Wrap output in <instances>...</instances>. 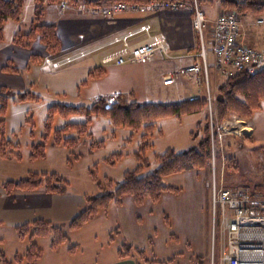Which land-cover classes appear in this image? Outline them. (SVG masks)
Here are the masks:
<instances>
[{
	"label": "crops",
	"instance_id": "0c3cea01",
	"mask_svg": "<svg viewBox=\"0 0 264 264\" xmlns=\"http://www.w3.org/2000/svg\"><path fill=\"white\" fill-rule=\"evenodd\" d=\"M200 7L204 11L209 21H213L217 17V14L219 13L218 11L220 10L219 6L202 7L200 4ZM83 20L87 21L86 26L87 29H89L88 31L93 30L92 28L97 25L96 23H98V26L100 25V22L98 21L89 23V17H86ZM102 21L104 23V35L107 33H122L130 29H135L142 24L147 25L146 31H140L135 33L133 36L128 37V42L133 43L135 41L148 38L154 42L163 43L167 45L166 50L168 56H163L161 53H158L156 59L153 62L147 64L101 66V56L112 48L118 46V43H116L100 48L99 51H97L99 53L96 57L88 55L78 58L71 63L65 64L60 68L53 69L49 66L48 61L61 59L64 55H57L55 58L51 57L53 54L47 53L37 38L33 39L32 41H27L28 39L26 40L25 38H20L19 43H15V37L18 34H25L29 30L25 32H19V28L13 27L14 25H11L13 27V32H11L13 38L11 36L9 40H6L5 33L7 27L10 26V23H8L9 20L4 23L2 36L0 39V87L7 88L13 93L27 92L32 95V97L22 101H18L16 96L10 97L3 111L2 117L4 122V130L11 142L19 144V141L17 140L15 142L13 138L17 139V135L20 134L25 128L28 131V137L30 138L29 150L32 145H36L42 141L43 133H39L40 135L36 140L35 133L32 128L34 126L33 111L35 109L34 107L36 106L35 104H39L38 101H40L43 97L49 98V102L46 104V116L47 108L52 104L89 106L93 103V101L96 100L105 101L107 95L114 91L119 93V100L127 103L136 102L139 104L176 103L192 98H206L209 101L211 112L214 110L215 100L217 97V88L222 82H224L225 79L219 74L214 66L215 60L211 48L210 27H207L204 30L207 40H205L203 43L204 62L206 64V69L205 71L201 70L199 73L194 74L180 72L182 68L190 66L197 61H201V57L199 56V52L201 50V41L198 38L197 32L192 27L191 14L189 12L184 10H163L158 13L126 12L119 14L112 23L106 24L104 20ZM42 23L54 24L56 26V32L60 38V48L65 51L62 53H68L67 51L71 49L64 46L67 44V42H69V37L68 41L64 42L65 40H63L62 36L63 32H61L62 29L60 25L57 24L58 22L43 21ZM81 35L82 33H79L76 35V37L79 38ZM240 38L244 44L264 50V27H257V30L252 27L243 28L240 30ZM25 44H27V46ZM98 57L99 59H97ZM263 66L264 63L260 68ZM170 73H176V75L173 77V81L169 84H163V78ZM48 103L51 104L48 105ZM259 105V109L251 111V117H253L255 111L263 109L264 102L261 101ZM200 111H203L205 115V109ZM192 113L194 114L195 112ZM187 114H183L180 118H175L181 120V118ZM55 115L52 118V122ZM77 115L84 116L85 121V115ZM235 115L237 114H234L233 116ZM46 116L43 119V122L45 121ZM99 116H103V118L110 120L109 117L102 114L91 115L90 122L87 127V132L90 134V136L86 137V135H83L81 141H102V146L104 145L103 140L93 139L89 130L91 123L93 124L94 121L102 118ZM67 117H65V119ZM251 117L248 121H250L254 130V123ZM65 123H70V121ZM110 123L113 126V130L118 127H123L131 131H136L126 126H116L111 122V120ZM140 129L142 128H139L138 130ZM51 130H55L52 129V125ZM80 143L82 144V142ZM49 144L51 147H54V149H52L53 155H61L62 157L59 158L63 160L66 165L68 164L67 161L71 152H74L75 148L78 147H63L61 145L52 143L51 140ZM46 146L45 155L41 158H37L38 160L47 157ZM29 153L26 156V161L35 162L37 159L29 160ZM80 154V157H82L83 152H80ZM114 155L121 157L120 154ZM112 156L108 157V159H110ZM117 157L115 159H117ZM78 159L74 160V162L78 161ZM26 161L22 156L20 159L0 158V169L8 170L13 166L12 164H23ZM36 171L38 170H33V172ZM202 171L203 170L183 171L187 172L186 174H191L189 176H192L189 177L190 186L193 192L194 203L198 204L200 207L199 212H195V205L192 202H190L188 206L178 203L177 198L183 194L184 190L177 187L179 189L178 192H163L156 202L145 199L142 203L136 204L130 196H125L123 197L121 204H115L111 202L112 204L110 203L105 209H100L95 214V216L107 213L111 205H115L118 213L121 215H126V218H128L130 221V224L133 225L132 222H134V219L137 218L136 221L140 223L137 224V226H140L141 215L139 214V208H144L143 210L147 216H152L153 212L158 210L163 218V225L160 226V230H158V227L156 226L147 227V232L149 233L143 236L144 238L141 240V242L137 243L130 240L131 244L129 245H131L132 249H134V247L140 249L143 251L145 257L151 261L171 260L170 264H194L193 261L196 257H201L206 261V256L212 254L210 245L211 194L208 184L209 181L207 179L208 172L200 173ZM41 173L47 174L50 172L47 171ZM0 175L2 177L0 178V215L5 216L6 218L5 220L0 219V256H3L4 260L8 264H30L24 255L27 252L29 245L34 243L40 250V255L33 264H39L42 259V248L39 247V243L42 242L44 238H46V235L33 236L32 238H29V235H26L24 238H19L17 234V228L35 219H42L51 223L55 220L59 221L60 219L69 220L77 213L78 208L76 207V201L74 199H69L67 201L59 200L55 203V198L58 199V197H55L54 193L46 192L43 187H38L33 190H13L9 194H5L4 191H2V185L6 181L13 180L14 177L8 176L6 172L0 173ZM202 186L207 189V192ZM26 193L35 194L31 195V198L34 200L33 197L35 196V198H41L42 201L38 202V200H34L37 203L36 207L22 206L20 203L17 205V200L24 198V194ZM58 196L61 197L63 195ZM46 198H50L48 202H46ZM30 202L33 203L32 201ZM53 204L55 205L52 208ZM49 212H51L52 216H47ZM65 212L68 213L64 214ZM208 213L210 220L209 217H207ZM62 216L63 218H60ZM148 220L150 223V219ZM82 226L83 225H81L79 228ZM118 227L120 230V226ZM156 238H159V243L155 241ZM50 240L51 238L49 239L47 247L52 252L50 257L54 258L55 255L53 254H57L56 250H58L59 246L67 240L59 244L56 248L51 247ZM215 245L216 248L213 251H215V257L217 259L219 255L218 249H220L221 244L217 242ZM118 250L119 249L116 250L115 254L110 259L105 258L93 264H135V260L138 259L136 255L131 253L129 256H121L118 254ZM146 251H149L152 257L149 258ZM16 257H19V259L15 260ZM0 264H4L1 261V258Z\"/></svg>",
	"mask_w": 264,
	"mask_h": 264
},
{
	"label": "rangeland",
	"instance_id": "374dc122",
	"mask_svg": "<svg viewBox=\"0 0 264 264\" xmlns=\"http://www.w3.org/2000/svg\"><path fill=\"white\" fill-rule=\"evenodd\" d=\"M198 1H200L199 3L202 7L219 6L220 10L218 11L219 13L217 16L222 13H235L240 21V30L248 27L257 30V27H264L263 24H258L256 21L258 18L264 16V11L257 13L255 9L243 10L240 7L237 8V6L231 4L234 0ZM125 2L130 1L125 0ZM33 4V0H25L20 21L9 20L8 23H10V26L7 27L5 33L6 40H9L12 36L11 32H13V27L19 28V32L29 30L31 21L34 20ZM94 6L95 5L79 4L72 0H64L62 3L55 0L44 1L43 14L39 15V21L58 22L57 24L60 25L62 29L61 32H63L62 36L63 40H65L64 42H67L69 37V42H67L64 47H69L71 49L67 51L68 53L63 54L62 52L65 51L60 48V38L56 34L59 41V48L57 47V52L51 57L55 58L57 55L65 56L73 53V51L77 49H84L105 43L111 38V35L113 34L107 33L104 35L103 31L104 23L102 20L107 24V19L103 18L100 14L95 13L93 11ZM100 6L105 10L111 8V5L109 6L108 2L100 4ZM118 15L119 14H114V18H117ZM86 17L90 18L89 23L98 21L100 22V25L98 26V23H96L97 25L92 28L93 30L88 31L89 29H87L86 26L87 21L83 20ZM11 25L14 26L12 27ZM79 33H82V35L77 38L76 35ZM203 38L204 43L206 40L205 34ZM15 39V41H17L16 43H18L19 37L16 36ZM97 51H99V49ZM97 51L90 52L86 56L92 55L96 57L99 53ZM97 59H99V57ZM47 102H49V98L43 97L38 101L39 104H35L36 106L34 107V126L32 129L34 130L36 140L40 135L39 133H43V119L46 116ZM49 104L51 103H48V105ZM213 112L214 110L211 113L210 108H208L205 115L203 111H200L195 112L194 114H187L182 117L181 120L176 119L175 117L157 120L153 130L147 134L146 140L142 139V134L144 132L142 129L131 131L127 128L118 127L113 130L110 120L103 118V116H99L102 118L94 121L93 124L91 123L89 130L92 134L91 137L95 140H103L104 145L94 148L91 152H87V146L79 144L74 152H83V156L80 157L78 161L74 162V159L72 163H68L67 165L59 158L62 157L61 155H53L52 149H54V147L50 146V140L46 144V158L37 159L35 162H27L26 156L30 152V138L28 137V131L25 128L17 135L18 138H13V140H15V142L17 140L19 141V152L26 162L23 164H12L13 166L8 170L0 169V173L6 172L8 176L14 177L13 180H18L24 178L29 172H33V170H38L36 172L39 173L47 171L50 173L55 172L68 182L65 193H54L55 197H58V199L55 198V203L59 200L67 201L69 199H74L76 201V207L78 208L77 212H79L85 207V196H94L99 193L97 185L93 181L92 175L89 172L90 170L96 174L99 180L108 177L114 181H120L122 179V174L126 170H132L138 165L139 162L136 159V154H138L142 160L147 162V165L144 167L141 174L153 172L156 167L154 160L156 154L163 152L169 147L174 148L176 151H184L196 147L199 137L202 135V127L204 124L203 118L206 116L210 130V170H203L200 173L208 172L207 179L210 181L213 176L212 170L214 169L216 182L223 186L244 188L252 195L257 196V198L264 199V107L259 111H255L253 117H251L254 123V130L252 124L248 121L249 119L244 116H233L234 114H230L220 121H216ZM68 121L83 122L84 116L73 114L65 119L55 115L52 122V129L61 128L64 123ZM240 126H247V131L238 132ZM192 131L195 132V137L190 136V132ZM63 136L75 137L76 132L74 130H69L64 132ZM143 143H146L147 145L142 149L141 147H143ZM114 154H120L121 157L118 156L117 159L114 160V164L111 165L106 162V159ZM186 173L187 172L170 174L164 177V182L182 188L184 192L179 198H177L178 203L188 206L190 202H192L195 205V212H199L200 207L198 204L194 203L193 192L190 186L189 177L192 176H189L191 174ZM0 178H2L1 175ZM202 187L204 188V186ZM204 189L207 192V189ZM24 195V198L17 200V205L20 203L22 206L36 207L37 203L34 200H38V202L42 201L41 198L38 199V197L35 198V196L33 197V200L31 195L35 194L26 193ZM58 195L63 196L59 197ZM49 199L50 198H46V202H48ZM54 205L55 204H53L52 208ZM143 209L144 208H139L141 225L137 226V224H140L136 221L137 218L132 222L137 228L130 224L126 215L118 213L115 205H111L107 213L94 216L77 230L69 231L68 223L70 219L55 220L52 224L60 226L61 230L68 235L69 239L59 246L58 250H56L57 254H53L55 256L52 258L50 257L52 252L47 247L51 234H47L46 238L39 243V247L42 248V259L39 264H93L105 258L110 259L113 257L116 250L121 248L123 243L131 244L130 240L137 243L141 242L144 238L143 236L149 233L147 232V227L156 226L158 227V230H160V226L163 225V218L160 212L156 210L153 212V215H149V217L145 214ZM68 212H65L64 214H67ZM49 213L47 216H52L51 212ZM207 217H209V213L207 214ZM60 218H63V216ZM0 219L5 220L6 218L5 216L0 215ZM148 219H150V223ZM118 226H120V230ZM111 236L113 239H111ZM158 239L159 238H156L155 240L157 243H159ZM214 243L217 244V240H215ZM211 244L212 235L210 226V245ZM146 253L149 258L152 257L149 251H146ZM132 254L134 255V252H132ZM216 260V257H214V264H218ZM207 263L211 264V255L206 256L204 264Z\"/></svg>",
	"mask_w": 264,
	"mask_h": 264
},
{
	"label": "trees",
	"instance_id": "16d2710c",
	"mask_svg": "<svg viewBox=\"0 0 264 264\" xmlns=\"http://www.w3.org/2000/svg\"><path fill=\"white\" fill-rule=\"evenodd\" d=\"M25 0H0V39L3 26L7 20L19 21L22 15L23 4ZM45 0H33L34 2V20L29 31L25 34H18L17 37L32 41L37 38L40 44L49 54L57 52L59 41L57 38L56 27L54 24H45L39 21V15L43 13V3ZM62 3L64 0H55ZM79 4L100 5L109 0H72ZM134 2H145L148 0H128ZM234 2V3H233ZM231 4L242 8L243 10L255 9L257 13L264 11V0H234ZM16 40V39H15ZM17 41H15L16 43ZM19 43V42H18ZM27 46V44H25ZM16 96L18 101L32 97L27 92L13 93L11 90L0 87V158L20 159V145L9 140L4 130L3 111L10 99ZM264 102V66L254 73L248 71H239L230 77L225 78L217 88V97L215 100L214 117L220 121L229 114H237L245 118L251 117V111L259 109L260 102ZM209 105L206 98H192L176 103H136L124 102L117 99L109 108L104 107L101 100L93 101L89 106L52 104L47 108V116L44 121L42 141L32 145L29 153V160H35L45 155V146L50 139L52 143L67 148H74L81 144L87 146V152L94 148L101 147L102 141H81L83 135L90 136L87 132L91 115L102 114L110 118L116 126H126L132 130L142 128L144 133L142 139L146 140L154 126V122L161 118L176 117L180 118L183 114L197 112L200 110L208 111ZM213 111V110H212ZM212 113V112H211ZM55 114L65 118L71 114H83L86 119L80 123H64L61 128L51 130L52 118ZM202 123V122H201ZM202 135L199 137L196 147L184 151H176L173 148H167L154 156L156 167L153 172L141 174L147 162L142 160L140 155L136 154L138 165L132 170H126L122 174L120 181L103 178L99 180L95 173L89 171L93 181L96 183L99 193L94 196H85V207L77 212L69 221L68 229L74 230L90 220L100 209H105L111 202L121 204L123 197L130 196L136 204L148 199L156 202L163 192H178L179 189L163 181L165 176L191 170H210V130L207 117H204ZM204 129V130H203ZM206 129V130H205ZM69 130L76 132L75 137H64L63 133ZM197 131V130H196ZM195 137V132L190 133ZM147 144L143 143L142 149ZM81 156L80 153L71 152L67 163L76 160ZM118 155H113L107 162L113 164V160ZM68 182L56 173H36L29 172L24 178L18 180H9L2 185L5 194L13 190H33L38 187L48 193H64L67 190ZM232 187V186H226ZM51 234L50 245L56 248L59 244L68 239L67 235L61 230L60 226L53 225L49 221L35 219L25 223L17 228L19 238L29 235L44 236ZM112 239V236H111ZM71 249V248H70ZM72 250V249H71ZM132 250V251H131ZM132 252L138 257L135 264H170V261H151L148 260L143 251L138 248L132 249L131 245L123 243L118 250L121 256H129ZM40 255V250L34 243L28 247L24 257L33 264ZM136 257V258H137ZM4 264H8L3 256H0ZM16 257L15 260H18ZM194 264H204L205 260L196 257Z\"/></svg>",
	"mask_w": 264,
	"mask_h": 264
},
{
	"label": "built area",
	"instance_id": "2783aa9c",
	"mask_svg": "<svg viewBox=\"0 0 264 264\" xmlns=\"http://www.w3.org/2000/svg\"><path fill=\"white\" fill-rule=\"evenodd\" d=\"M111 8L105 10L95 5L93 11L112 23L114 14L122 13H158L163 10H184L191 14V24L201 41L199 56L201 61L182 68L181 73L197 74L205 71L203 34L207 27L211 29V48L214 54V66L219 74L230 77L239 71L254 73L264 63V50L250 47L240 39V21L235 13H222L213 21H209L198 0H148L145 2H125V0H109ZM258 24L264 25V16L258 18ZM147 25H139L135 29L113 34L105 43L77 49L61 59L48 61L53 69L71 63L90 52L118 43V46L104 53L100 58L101 66L147 64L153 62L158 53L168 56L167 45L157 43L148 38L128 42V37L140 31H146ZM176 73L163 78V84L173 81ZM118 92H111L105 98L108 103L116 102ZM210 108V106H209ZM209 181L211 194V264H214L216 245L219 242L218 264H264V199L257 198L241 187H226L216 182L215 171Z\"/></svg>",
	"mask_w": 264,
	"mask_h": 264
},
{
	"label": "bare ground",
	"instance_id": "6f19581e",
	"mask_svg": "<svg viewBox=\"0 0 264 264\" xmlns=\"http://www.w3.org/2000/svg\"><path fill=\"white\" fill-rule=\"evenodd\" d=\"M247 129H248V127L247 126H240V128H239V130H238V132L240 131H242V132H246L247 131ZM246 130V131H245ZM250 130V129H249Z\"/></svg>",
	"mask_w": 264,
	"mask_h": 264
},
{
	"label": "water",
	"instance_id": "95a60500",
	"mask_svg": "<svg viewBox=\"0 0 264 264\" xmlns=\"http://www.w3.org/2000/svg\"><path fill=\"white\" fill-rule=\"evenodd\" d=\"M104 107H105V108H109L110 105L106 103V104L104 105Z\"/></svg>",
	"mask_w": 264,
	"mask_h": 264
}]
</instances>
